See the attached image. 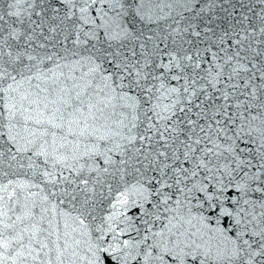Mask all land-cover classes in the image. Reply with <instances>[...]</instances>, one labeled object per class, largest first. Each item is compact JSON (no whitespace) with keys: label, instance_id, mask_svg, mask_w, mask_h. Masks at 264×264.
I'll list each match as a JSON object with an SVG mask.
<instances>
[{"label":"snow or ice","instance_id":"obj_1","mask_svg":"<svg viewBox=\"0 0 264 264\" xmlns=\"http://www.w3.org/2000/svg\"><path fill=\"white\" fill-rule=\"evenodd\" d=\"M0 264H264V0H0Z\"/></svg>","mask_w":264,"mask_h":264}]
</instances>
